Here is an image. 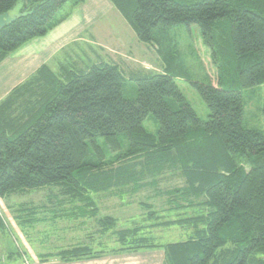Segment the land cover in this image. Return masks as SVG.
I'll use <instances>...</instances> for the list:
<instances>
[{"label":"trees","instance_id":"obj_1","mask_svg":"<svg viewBox=\"0 0 264 264\" xmlns=\"http://www.w3.org/2000/svg\"><path fill=\"white\" fill-rule=\"evenodd\" d=\"M84 1L0 0V14L17 3L24 10L0 29V62ZM112 2L138 39L155 47L163 71L133 73L137 95L128 98L118 64L58 72L43 64L0 100V198L51 186L58 188L47 196L52 206L60 205L52 197L61 194L73 206H86H75L76 213L99 214L100 196L150 188L152 196L166 198L167 210L190 207L193 213L165 219L154 202L140 201L146 215L134 226L117 229V217L100 216L101 229H116L120 247L113 251L160 247L164 264H264V131L244 123L243 97L264 83V0ZM178 24L195 27L211 50L214 81L208 73V81L192 79L171 31ZM177 77L200 93L210 110L207 120ZM148 115L158 123L156 133L144 126ZM167 172L185 184L162 188ZM19 209L28 215L21 213L22 222L40 221L38 206L24 202ZM172 225L192 228L189 237L155 243L143 234ZM5 226L0 215V228ZM101 253L79 245L44 257L70 261Z\"/></svg>","mask_w":264,"mask_h":264},{"label":"rangeland","instance_id":"obj_2","mask_svg":"<svg viewBox=\"0 0 264 264\" xmlns=\"http://www.w3.org/2000/svg\"><path fill=\"white\" fill-rule=\"evenodd\" d=\"M114 12L117 13L119 17H114ZM171 31L177 37L180 54L185 59L186 67L192 76V79L208 81V73L212 81H214L216 67L211 55L212 52L202 43L196 28L191 27L190 29L185 24H178L174 26ZM94 34V43L91 44L94 48V53L89 51V45L85 42L72 43L55 54V56L48 61V65L54 71L58 72V67L55 66L58 65V60H61L65 66L74 69H80V67L86 68L92 63H99L101 61L118 64L121 72L125 75L126 80L128 81L123 92L124 96L128 98H134L137 95L136 82L132 78L133 73L163 71V64L159 55L154 49H150L152 48V44L138 39L134 30L130 27L129 23L116 7L113 8L111 12L108 10V13L98 17V19L94 21ZM86 48H88V50ZM145 48H148V50ZM85 51H87L90 57H87ZM77 53H79L81 59H83L86 64H84L79 56H76ZM144 58L151 61V65H148L146 68L143 62ZM175 81L202 120H207L210 110L197 89L190 81L183 77H177L175 78ZM243 97L244 123L248 127L258 128L264 131V83L244 90ZM143 123L150 132H157L158 123L156 119L153 118V115H148ZM165 176L160 183L162 188L183 186L185 184L183 177L171 175L169 172H167ZM50 190H56L54 192L58 193L57 187L44 186L30 189L22 194H12L10 197L0 198V212L4 215L6 222V226L0 229V264H13L22 261L21 257H19V246L16 244L14 238H18L20 244H23L20 232L15 227L19 222L14 218V212L20 211V213L23 214V217L27 218V211L19 209L20 205L24 202H32V204L36 206H41L43 204L48 207H58L52 206L50 202L45 203ZM151 194H153V191L150 190V188L142 189L133 195L130 193H124L123 195L105 194L102 196L106 197L103 198L100 196L98 199L99 203L97 204L100 205V213L102 215H112L117 217V227L119 229L134 226L136 223H142L144 220L143 218L146 215V210L141 206V203H139L140 201L154 202L155 206L160 210L159 214H162L165 219L177 218L180 215H189L193 213V209L190 207H186L177 212L169 211L167 210L168 205L165 202L166 198L161 196L154 197ZM56 195L57 196H55V198L52 197V199L54 203L59 201L60 205H63V210L60 211L61 214H57V219L55 221L50 219V221L46 223L35 224L28 222L25 224L22 222V218L21 222L24 225L20 224L21 229H26L29 233V237L33 239V241L38 242V244L42 240H47L52 237V240H54L52 243H45L50 251L57 247L54 245H64L70 239L69 235H63L62 232L64 229L61 230V227L64 225H71L76 221V219L71 220L60 217L62 213H76L78 207L81 209L86 207L82 205L81 201H77V205L73 206L71 203L66 202L68 201L67 197L62 196L61 194H59V196L58 194ZM61 201H63V203H61ZM38 209L39 211L46 212L44 208L39 207ZM83 212L85 214L83 213L82 220L84 219L86 224L81 226V228H76H79L77 231L78 233H82L78 236L86 238L88 236L86 234L94 231V228H97V226L94 224V214H92V211L86 209L85 212L84 209ZM48 213V215L46 213V216L52 215L51 212ZM34 228L36 229L34 230ZM191 230L192 228L190 227L172 225L145 229L143 230V234L151 236V240L155 243H167L187 239ZM85 231L88 233H85ZM68 232L71 233L72 231L69 230ZM36 246L40 247L39 245ZM117 246H119V244ZM10 253H12L11 257L9 256Z\"/></svg>","mask_w":264,"mask_h":264},{"label":"crops","instance_id":"obj_3","mask_svg":"<svg viewBox=\"0 0 264 264\" xmlns=\"http://www.w3.org/2000/svg\"><path fill=\"white\" fill-rule=\"evenodd\" d=\"M115 7L116 6L112 0H86L74 8L68 17L53 27L46 35L30 39L9 53L0 62V100L6 97L14 87L34 75L38 68H40L43 64H48V61L52 59L55 54L65 49L69 44L85 42L89 45V51L94 53V48L91 45L94 43L95 36L94 21L98 19V17L108 13V10L111 12V10ZM113 15L114 17H119L115 12ZM130 27L132 28L131 25ZM88 48L86 49L88 50ZM145 49L148 50V48ZM150 49L155 50V47L152 45V48ZM85 54L87 57H90L87 51H85ZM76 56H79L81 59L79 53H77ZM81 60L84 62V64H86L83 59ZM122 60L125 61L124 59ZM143 62L145 64V68L148 67V65H151V61L146 58H144ZM57 64L58 65L55 66L58 67V70H61L65 67L61 60H58ZM101 197L105 198L106 196ZM47 202H49L48 198L45 203ZM97 202L99 203V200H97ZM26 203L29 206L32 204V202ZM44 206L45 205L42 204L41 206H38V208L40 207L47 209V207ZM98 207L101 212L100 205H98ZM50 209L51 210L46 212L38 211L36 213V215L40 218V221H27L23 223H46L49 222L50 219L55 221L57 217L55 218L53 216L55 214L54 211L58 209L57 214H61L60 211H62L61 209H63V206L50 207ZM48 212H51L52 215L46 216V213L47 215L49 214ZM0 215L4 219V215L1 212ZM82 216L83 213H62L60 217L71 220L76 219V221L75 223L71 224L74 226L64 225L61 227V230L64 229L62 232L63 235H69L70 239L64 245H54L57 247L50 251V249L46 247V244L49 242L52 243L54 241L52 240V237L48 238L47 240H42L39 244L38 242L33 241V239L29 237V233L26 231V229H21V213L14 212V218L19 222V224H17L15 227L20 232L23 246L20 244L19 239L14 237L16 244L19 246V257H21L22 261L13 264H164L166 254L165 250L160 247L151 249L142 248L143 250L140 249L134 251H113L114 249L120 247L115 234L116 229L114 227L109 230L101 229L99 221L100 216H103L101 213L94 214V224L97 226V228H94V231L89 233L85 231V233H88L86 234L88 235L86 238L79 237L78 235L82 233H78V229L86 224V221H84V219L82 220ZM76 227L79 228L77 229ZM116 228L119 229L117 226ZM35 229L36 228H34V230ZM69 230L72 232H68ZM117 243L119 246H117ZM36 245H39L40 247ZM79 245H88L92 247L93 250L103 251V253L95 257H86L70 261H65L58 257H44L47 254L58 252L61 249L71 248ZM9 256L11 257L12 253H10Z\"/></svg>","mask_w":264,"mask_h":264},{"label":"water","instance_id":"obj_4","mask_svg":"<svg viewBox=\"0 0 264 264\" xmlns=\"http://www.w3.org/2000/svg\"><path fill=\"white\" fill-rule=\"evenodd\" d=\"M24 10H21V3H17L14 8L0 14V29L6 24L16 20Z\"/></svg>","mask_w":264,"mask_h":264}]
</instances>
